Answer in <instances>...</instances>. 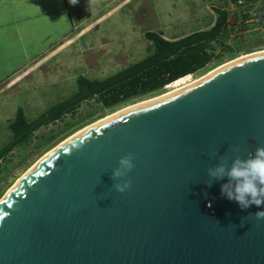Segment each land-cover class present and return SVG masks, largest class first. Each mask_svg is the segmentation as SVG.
<instances>
[{"label": "water", "instance_id": "obj_1", "mask_svg": "<svg viewBox=\"0 0 264 264\" xmlns=\"http://www.w3.org/2000/svg\"><path fill=\"white\" fill-rule=\"evenodd\" d=\"M258 146L264 54L54 149L0 201V264H264V205L222 196L227 177L207 185L208 168ZM126 154L121 194L111 175Z\"/></svg>", "mask_w": 264, "mask_h": 264}, {"label": "rangeland", "instance_id": "obj_2", "mask_svg": "<svg viewBox=\"0 0 264 264\" xmlns=\"http://www.w3.org/2000/svg\"><path fill=\"white\" fill-rule=\"evenodd\" d=\"M82 1V13L74 18L77 29L87 26L95 17L103 16L104 9L108 7L107 17L86 30L82 37L74 35L78 30L70 33L69 38L56 47L59 51L51 59L33 62L20 87H14L8 92L2 90L5 85L0 86V150L11 139L8 126L17 109L23 111L26 119L34 120L51 107L69 99L77 90L78 76L101 81L144 60L154 52L152 42L144 38L147 32L156 33L168 41H175L194 32L210 30L216 19L215 10L224 9L232 23L228 26L222 42L230 51L218 50L219 54L216 52L217 56L203 69L169 87L109 109L93 100L83 102L73 116L66 115L61 122L39 129L28 145L11 151L0 162V199L17 178L45 152L84 126L125 106L199 79L227 61L264 50V29L241 27L240 13L248 11L249 8L229 0ZM262 2L264 0H257L253 7H258ZM50 31L45 30L48 34L52 32ZM53 31V35H60L63 26ZM31 48L37 50L40 45L36 43Z\"/></svg>", "mask_w": 264, "mask_h": 264}, {"label": "trees", "instance_id": "obj_3", "mask_svg": "<svg viewBox=\"0 0 264 264\" xmlns=\"http://www.w3.org/2000/svg\"><path fill=\"white\" fill-rule=\"evenodd\" d=\"M256 2L257 0L237 2L239 6L249 8L240 13V26L244 29H264V2L254 8ZM215 13L214 26L210 30L194 32L175 41L165 40L156 33H145L144 38L152 42L154 47L150 56L101 81L78 76L76 92L34 120L26 119L23 111L17 109L8 126L11 139L0 150V162L11 151L28 145L39 129L61 122L66 115L73 116L83 102L93 100L105 109L122 105L169 87L203 69L221 50L230 51L222 38L232 22L224 9H217Z\"/></svg>", "mask_w": 264, "mask_h": 264}, {"label": "crops", "instance_id": "obj_4", "mask_svg": "<svg viewBox=\"0 0 264 264\" xmlns=\"http://www.w3.org/2000/svg\"><path fill=\"white\" fill-rule=\"evenodd\" d=\"M83 6L82 0L76 5H71L69 0H0V86L5 85L2 90L9 92L20 87L30 65L55 56L59 51L56 47L69 38L70 33L78 30L74 35L82 37L86 30L107 17L108 7L103 16L77 29L74 18L82 13ZM62 16H66V22L60 20ZM62 26L63 32L53 35V30ZM46 29L52 32L48 34ZM36 43L40 48L34 50L31 46Z\"/></svg>", "mask_w": 264, "mask_h": 264}, {"label": "clouds", "instance_id": "obj_5", "mask_svg": "<svg viewBox=\"0 0 264 264\" xmlns=\"http://www.w3.org/2000/svg\"><path fill=\"white\" fill-rule=\"evenodd\" d=\"M71 5H76L78 0H69ZM60 20L66 22V16ZM238 152L239 149H234ZM225 163L217 165L215 168H208L207 174L211 187L212 180H222L227 177L228 182L221 185V195L230 201H235L240 208L247 209L251 205L260 207L264 205V146H258L254 153H249L247 159L236 156L231 167H226ZM134 157L126 154L118 160V167L112 171L111 179L113 181H123L113 184L115 191L123 194L131 188V180L124 178L134 168ZM257 220H264V211H258L254 214Z\"/></svg>", "mask_w": 264, "mask_h": 264}, {"label": "bare ground", "instance_id": "obj_6", "mask_svg": "<svg viewBox=\"0 0 264 264\" xmlns=\"http://www.w3.org/2000/svg\"><path fill=\"white\" fill-rule=\"evenodd\" d=\"M261 54H264V50L262 51H257V52H253V53H250V54H247V55H243V56H240V57H237L235 59H232L230 61H227L217 67H215L214 69L210 70L209 72H207L204 76H202L201 78L199 79H195L191 82H188L186 84H183L179 87H176V88H173L167 92H164L162 94H159L155 97H152L150 99H147V100H143V101H140L138 103H135V104H131V105H128V106H125L119 110H116L114 111L113 113H110L109 115L107 116H104L102 118H99L98 120L84 126L83 128L79 129L78 131H76L75 133L71 134L69 137H67L66 139H64L63 141H61L58 145H56L54 148L50 149L49 151L45 152L38 160L35 161V163H33L30 167H28L26 169V171L19 177L17 178V180L14 182V184L12 185V187L5 193V195L0 199V201L9 193V191H11L13 189V187L31 170L33 169V167H35V165L37 163H39V161H41L43 158H45L46 156H48L54 149H56L57 147L63 145L65 142L69 141L70 139H73L74 137H76L77 135H80L81 133H83L84 131L88 130V129H91L93 127H96L100 124H102L103 122L107 121V120H110L112 118H115L119 115H122L123 113L125 112H128L132 109H135L137 107H141V106H144V105H147V104H150V103H153V102H156V101H159L161 99H164V98H167L168 96L204 79L205 77H207L208 75L214 73L215 71H218L219 69H222L223 67H226L236 61H240L242 59H245V58H248V57H252V56H256V55H261Z\"/></svg>", "mask_w": 264, "mask_h": 264}, {"label": "built area", "instance_id": "obj_7", "mask_svg": "<svg viewBox=\"0 0 264 264\" xmlns=\"http://www.w3.org/2000/svg\"><path fill=\"white\" fill-rule=\"evenodd\" d=\"M186 77V76H185Z\"/></svg>", "mask_w": 264, "mask_h": 264}]
</instances>
